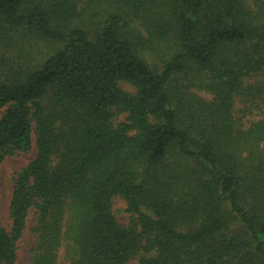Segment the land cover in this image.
<instances>
[{
  "label": "trees",
  "instance_id": "1",
  "mask_svg": "<svg viewBox=\"0 0 264 264\" xmlns=\"http://www.w3.org/2000/svg\"><path fill=\"white\" fill-rule=\"evenodd\" d=\"M32 134L0 264L30 213V264H264V0H0V166Z\"/></svg>",
  "mask_w": 264,
  "mask_h": 264
},
{
  "label": "rangeland",
  "instance_id": "2",
  "mask_svg": "<svg viewBox=\"0 0 264 264\" xmlns=\"http://www.w3.org/2000/svg\"><path fill=\"white\" fill-rule=\"evenodd\" d=\"M120 86L129 92H134L135 89L128 83L121 82ZM205 98H209V95L200 92ZM263 117L256 116L253 118ZM123 119V117H122ZM35 137L32 134V147L29 151L20 152L15 155H10L5 158L0 166V219L6 229L11 228L10 217V202L12 192L14 188V180L17 173L25 168L36 155ZM114 214L119 222L122 224H128L130 215L126 211L125 201L119 197H116L113 202ZM34 222L33 214L30 213L27 219V227L22 236L17 241V259L15 264H30L32 259V249L35 245V236L30 231V227ZM126 264H137L135 259L130 260Z\"/></svg>",
  "mask_w": 264,
  "mask_h": 264
}]
</instances>
